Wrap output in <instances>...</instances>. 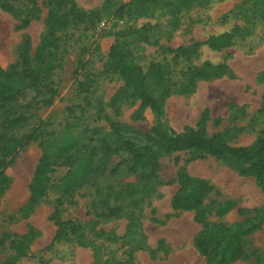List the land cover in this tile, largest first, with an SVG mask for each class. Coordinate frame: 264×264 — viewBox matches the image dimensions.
I'll list each match as a JSON object with an SVG mask.
<instances>
[{"label":"rangeland","instance_id":"obj_1","mask_svg":"<svg viewBox=\"0 0 264 264\" xmlns=\"http://www.w3.org/2000/svg\"><path fill=\"white\" fill-rule=\"evenodd\" d=\"M51 2L0 0L2 67L19 61L27 40L31 57L41 56ZM75 3L87 13V21L57 33L60 48L51 74L55 89L51 103L45 102L50 95H41L30 107L0 104L2 134L18 148L5 168L8 186L0 198V264H205L207 258L194 244L203 221L232 224L260 217V228L244 237L245 255L231 264H264V188L253 175L241 172L240 162L228 156L176 152L160 158L158 178L151 180L143 176L142 167L126 172L123 156L90 157L94 153L91 141L97 145L104 139L114 142L111 122L142 131L157 123L155 113L140 98L130 91L124 97L121 94L126 81L109 59L117 41L127 43L131 58L147 74L146 88L154 97L162 92L150 67L152 63L164 67L169 85L166 115L178 131L194 125L208 109L209 133L222 135L232 145L249 146L264 135V0ZM237 25L239 35L232 44L219 49L210 46L212 36ZM195 42L201 43L196 53L178 50ZM217 66L225 67L224 71L199 73ZM64 142L68 149L61 152L77 157L80 177L73 197H66L74 202L65 204L62 216L82 222L93 218L91 200L99 196L90 182L97 179L108 200L123 208L120 216L96 224L112 240L101 237L90 245L74 241L54 245L56 190L49 193V201L33 210L27 208L44 149L55 158ZM63 173L60 170L55 176ZM184 176L211 186L200 207L203 221L196 210L172 204ZM12 240L21 242L27 253L20 255Z\"/></svg>","mask_w":264,"mask_h":264},{"label":"trees","instance_id":"obj_2","mask_svg":"<svg viewBox=\"0 0 264 264\" xmlns=\"http://www.w3.org/2000/svg\"><path fill=\"white\" fill-rule=\"evenodd\" d=\"M180 1L183 3L185 0ZM4 5L15 10L10 4L4 3ZM85 21H87V13L77 8L75 0H52L46 18V31L42 36L41 56L38 59L31 57V43L27 40L22 46L17 63L10 65L7 69L0 64V104L5 106L16 102L19 106L30 107L41 95H50L45 102L51 103L55 93L51 74L56 67L55 53L60 48L57 33L70 25ZM239 31L240 27L237 25L220 35L212 36L208 43L218 49L228 46L232 44L233 38L239 35ZM141 34L144 36L143 31ZM200 45V42H195L190 46L180 47L178 50L184 54L196 53ZM109 59L115 71L126 81V89L121 92L123 97L130 91L131 95L140 98L142 104L148 105L155 113L157 123L148 131H142L129 130L118 122H111L112 133L115 136L114 142L111 143L104 139L100 145H97L91 141L90 145L94 151L90 156L92 159L104 160L116 155L123 156L122 163L126 165V172L135 173L142 167V171H146L143 176L152 180L158 178L156 171L160 165L159 160L163 156L184 151H196L215 157L228 156L240 162L241 172L245 175H253L257 183L264 188V135L249 146L232 145L222 135L209 133L208 109L202 112L194 125H185L181 131H178L169 123L166 115L169 85L164 67L159 63L151 64V75L162 92L159 97H154L146 88L147 74L131 58L125 41H117L111 46ZM207 68L211 70L205 72L201 70L199 73L209 75V71H212V73L219 74V69L222 71L225 69L223 66ZM261 111L264 112V93ZM9 141L3 136L0 126V198L8 186L5 168L14 160L18 150L16 145H12ZM66 144L64 142L60 146L55 158L48 149H44L31 183V196L27 208L33 210L43 202L49 201L46 200L49 193L56 190L58 196L52 200L54 205L52 217L58 226L54 245L63 241L90 245L101 237L112 240L113 238L102 229H98L96 224L120 216L123 208L120 204H114L108 200L109 196L97 179H91L90 182L94 193L99 196L98 200H91L89 214H92L93 218L82 222L74 219L66 220L62 216L65 204L74 202V200L66 199L73 197L80 177L77 157L69 151L61 152L68 149ZM10 154L11 157L8 158ZM60 170L64 173L55 176ZM91 177L87 178L90 180ZM210 189L211 186L207 181L184 176L179 191L172 199V204L175 208L196 210L197 215L203 221L200 207ZM104 195L105 198L102 200ZM262 220L263 217H260L232 224L203 221V228L196 235L194 244L198 251L207 258L205 264H231L245 255L244 237L260 228ZM12 246L20 255L27 253L21 242L12 240Z\"/></svg>","mask_w":264,"mask_h":264}]
</instances>
